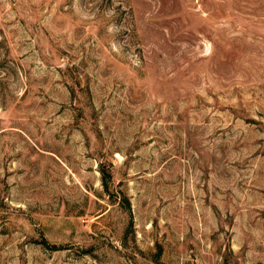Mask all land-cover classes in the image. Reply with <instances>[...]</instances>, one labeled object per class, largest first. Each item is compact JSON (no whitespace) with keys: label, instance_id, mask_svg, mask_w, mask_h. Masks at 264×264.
<instances>
[{"label":"rangeland","instance_id":"obj_1","mask_svg":"<svg viewBox=\"0 0 264 264\" xmlns=\"http://www.w3.org/2000/svg\"><path fill=\"white\" fill-rule=\"evenodd\" d=\"M0 264H264V0H0Z\"/></svg>","mask_w":264,"mask_h":264}]
</instances>
